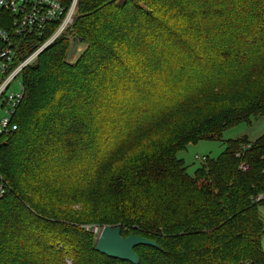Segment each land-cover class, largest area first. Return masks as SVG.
<instances>
[{"label": "trees", "instance_id": "obj_1", "mask_svg": "<svg viewBox=\"0 0 264 264\" xmlns=\"http://www.w3.org/2000/svg\"><path fill=\"white\" fill-rule=\"evenodd\" d=\"M77 13L20 73L16 129L0 134V264H132L66 218L91 202L158 246H135L138 264H264V132L193 176L176 157L264 115V0H80ZM69 35L86 44L74 62L55 50Z\"/></svg>", "mask_w": 264, "mask_h": 264}, {"label": "built area", "instance_id": "obj_2", "mask_svg": "<svg viewBox=\"0 0 264 264\" xmlns=\"http://www.w3.org/2000/svg\"><path fill=\"white\" fill-rule=\"evenodd\" d=\"M79 2L80 0H0V107L4 109V116L0 119V134L16 129L12 115L23 91L8 93L9 87L25 67L36 62L41 51L69 31L78 14ZM25 38L35 40L30 44L29 50L23 42ZM28 41L31 42L30 39ZM249 146L250 144L241 145V151ZM203 161L205 156L201 158V162ZM238 169L247 172L248 166L240 163ZM6 190V183L0 174V197ZM255 199L262 200V196Z\"/></svg>", "mask_w": 264, "mask_h": 264}, {"label": "rangeland", "instance_id": "obj_3", "mask_svg": "<svg viewBox=\"0 0 264 264\" xmlns=\"http://www.w3.org/2000/svg\"><path fill=\"white\" fill-rule=\"evenodd\" d=\"M85 48V43L82 44L78 39H73V37L69 35L67 39L61 42L58 48H55V50H60L61 55H63V58L67 62H74L77 58H79V55L84 51ZM21 78L22 76L20 75L12 82L11 86L9 87L8 93H20L22 91V88L20 86ZM2 116H4V109L0 107V119ZM263 132L264 115L258 119H251L248 124L239 123L234 125L233 128L225 130L222 133L221 140L219 141L204 140L199 141L196 144H189V146H187L185 149L178 151L176 153V157L183 161L185 172H187L189 176H193L196 172L195 170L198 169L201 164V158H203L204 156H208L211 160H217L219 158V155L225 150L226 142L228 140L245 137L247 140L254 141L256 138L261 136ZM195 156L199 159H196ZM5 183L7 182L5 181ZM98 211L99 207L94 204V202L89 203L88 206L86 204L81 206V204L75 203L71 208L72 218H70L68 214H66V218L73 219L74 221L70 220L72 224L75 223L74 225H78L85 230H90L95 234V237H98L99 231L104 228V226H107L104 223H100L98 221L99 218H96ZM112 227L118 226L114 224ZM127 236L128 235H126V237ZM261 243L264 247V235L261 239ZM68 262L69 264H71L70 261Z\"/></svg>", "mask_w": 264, "mask_h": 264}, {"label": "water", "instance_id": "obj_4", "mask_svg": "<svg viewBox=\"0 0 264 264\" xmlns=\"http://www.w3.org/2000/svg\"><path fill=\"white\" fill-rule=\"evenodd\" d=\"M158 246L151 240L130 234L127 237L121 235L120 227L104 226L99 231L95 240V248L108 257L123 260L132 264H138L139 258L134 252L135 246Z\"/></svg>", "mask_w": 264, "mask_h": 264}]
</instances>
